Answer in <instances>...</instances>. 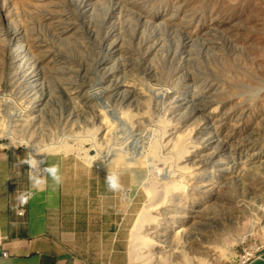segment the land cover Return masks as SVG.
<instances>
[{"label": "rangeland", "instance_id": "obj_1", "mask_svg": "<svg viewBox=\"0 0 264 264\" xmlns=\"http://www.w3.org/2000/svg\"><path fill=\"white\" fill-rule=\"evenodd\" d=\"M53 153L132 174L129 264H240L264 244V0H0V161Z\"/></svg>", "mask_w": 264, "mask_h": 264}, {"label": "crops", "instance_id": "obj_2", "mask_svg": "<svg viewBox=\"0 0 264 264\" xmlns=\"http://www.w3.org/2000/svg\"><path fill=\"white\" fill-rule=\"evenodd\" d=\"M0 161V264H129V232L137 211L132 174L91 164L68 154H48L43 163H58L61 182L42 169L17 170ZM107 171L120 174L121 189L107 188ZM46 182L33 186L30 176ZM19 177H24L17 185ZM21 188V190H19ZM131 192V193H130ZM29 194L23 216L19 196ZM244 264H264L260 255Z\"/></svg>", "mask_w": 264, "mask_h": 264}, {"label": "bare ground", "instance_id": "obj_3", "mask_svg": "<svg viewBox=\"0 0 264 264\" xmlns=\"http://www.w3.org/2000/svg\"><path fill=\"white\" fill-rule=\"evenodd\" d=\"M111 124H107V126H106V133L110 130V128H111ZM93 147H95V145L93 146ZM96 153H97V151H96ZM93 154V155H91L88 159H87V161H95L96 160V157H97V154ZM124 165H126V161H124V160H119V161H116V162H114L112 165H111V168L113 169H116V167L118 168V167H121V166H124ZM39 172V171H38ZM260 206V205H259ZM260 208H261V211H262V213L261 214H259V216H261V217H263L262 218V220L264 219V204H262V206H260ZM194 211H196V209L195 210H193L192 212H194ZM257 216H258V214H257ZM256 216V217H257ZM142 218H144V215H141L140 216V219H142ZM138 222H140V221H138ZM193 224H195V225H193ZM141 225L142 224H137L136 225V231H138V232H140V227H141ZM192 225L193 226H191L193 229V233L192 234H187L186 236H185V239L188 241V242H192L193 240L195 241V245L196 246H198V247H200V250H201V252H205L206 253V255L207 256H212L214 253H212V251H211V246L210 245H207L206 244V240H205V237L203 236V222L201 221V220H196V219H192ZM152 228H154V226L153 225H151L150 224V222H146V224H145V230H146V232L147 233H151V232H155L154 230H151ZM144 230V229H143ZM149 230H151V231H149ZM141 234V233H140ZM198 235V236H197ZM143 239H145L146 241V244H148L149 246H150V244H149V242H148V236H145L144 235V237H143ZM141 240V239H140ZM152 240H154V241H156V242H161V241H163V239H161L160 237H158V234H157V236H152ZM186 241V242H187ZM134 242V241H133ZM142 242V241H141ZM187 242V243H188ZM131 243H132V240H131ZM157 246H159V248H155L154 249V251L156 252V253H161V252H163L162 251V249H161V247L160 246H162L161 244H158L157 243ZM148 249V248H147ZM151 250H153V248L151 247L150 248ZM174 251H178V250H172L171 252H170V255H169V257H171L173 254H172V252H174ZM134 255V251H132L131 252V257ZM195 257H197V255H195ZM160 262V261H159ZM172 263V262H171Z\"/></svg>", "mask_w": 264, "mask_h": 264}, {"label": "clouds", "instance_id": "obj_4", "mask_svg": "<svg viewBox=\"0 0 264 264\" xmlns=\"http://www.w3.org/2000/svg\"><path fill=\"white\" fill-rule=\"evenodd\" d=\"M93 91H98V88L93 85ZM43 157L37 159L34 155L30 156L25 162L30 168L39 170L43 169L47 176L51 178L52 182L55 184H59L61 182V175L59 173V165L58 163H43ZM106 186L108 189L112 191H118L121 189L122 185L120 182V174L116 171H107L106 176L104 177ZM30 180L33 183V186L39 187L46 181L43 178H40L36 175L30 176ZM29 194H22L18 198L21 203L26 202Z\"/></svg>", "mask_w": 264, "mask_h": 264}, {"label": "built area", "instance_id": "obj_5", "mask_svg": "<svg viewBox=\"0 0 264 264\" xmlns=\"http://www.w3.org/2000/svg\"><path fill=\"white\" fill-rule=\"evenodd\" d=\"M103 159H104L103 157H100L99 160L94 161L93 163H89V164H91L97 171H101L102 167H103V165H102ZM86 163H88V162H86ZM25 204H26V202L21 203L20 199L18 200V204H17V208H16V214L18 216H23L24 215V213H25ZM263 249H264V244H260V245H256L255 247H253L251 249L252 251H250V252L246 251L245 255L242 257V261H241L240 264H244V263L250 261L251 259L259 256L260 252Z\"/></svg>", "mask_w": 264, "mask_h": 264}]
</instances>
